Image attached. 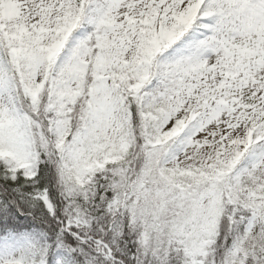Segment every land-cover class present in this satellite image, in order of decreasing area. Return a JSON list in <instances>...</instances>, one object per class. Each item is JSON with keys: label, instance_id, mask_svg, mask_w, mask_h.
<instances>
[{"label": "snow or ice", "instance_id": "6c2138e0", "mask_svg": "<svg viewBox=\"0 0 264 264\" xmlns=\"http://www.w3.org/2000/svg\"><path fill=\"white\" fill-rule=\"evenodd\" d=\"M0 184L47 264H129L92 203L158 264H264V0H0Z\"/></svg>", "mask_w": 264, "mask_h": 264}, {"label": "trees", "instance_id": "16d2710c", "mask_svg": "<svg viewBox=\"0 0 264 264\" xmlns=\"http://www.w3.org/2000/svg\"><path fill=\"white\" fill-rule=\"evenodd\" d=\"M89 32L91 28L86 26L83 27ZM26 195V193H24ZM13 201H19L20 203H25L20 194L13 191L12 187H8L7 189L4 185L0 184V205L6 204ZM88 203V201H86ZM19 209V203L14 205ZM25 207L27 204L25 203ZM86 213L89 214V219L92 221L90 227L95 236H99V238L104 239L105 241L112 244L117 253H122L123 256L128 258V262L132 261L133 257L144 256V254L137 251V238L135 234L133 235L130 230L125 229L123 234L129 236L128 238H124L123 236H118L111 231L105 232L104 227L106 224H110V217L105 215V210L92 203L89 207L85 209ZM0 220L4 223H7L8 217L3 215V212L0 211ZM33 237L38 240L48 252L52 247V237L51 234L44 229L39 223L33 220L32 216H29L27 213H23L22 215H15L12 218V226L9 227H0V247L4 246L5 238H12V243L18 242L23 237ZM89 247L93 248V251L97 250V247L93 243V237H88ZM76 247V252L74 253L72 249L65 248L66 253V262L67 264H71V262L75 261V264H79V261L76 260L77 255L84 254L85 259L87 260V255L84 253V250L79 246ZM62 248H58L57 251H60ZM1 258V257H0ZM94 258V257H93ZM0 264H11V261L6 262L3 259H0ZM88 264V261H87ZM141 264H158L157 258L153 255L144 256ZM170 264H180L179 259L174 256V258L170 261Z\"/></svg>", "mask_w": 264, "mask_h": 264}, {"label": "rangeland", "instance_id": "374dc122", "mask_svg": "<svg viewBox=\"0 0 264 264\" xmlns=\"http://www.w3.org/2000/svg\"><path fill=\"white\" fill-rule=\"evenodd\" d=\"M88 33L86 28H81L77 31V36H84ZM131 233L137 238V251L143 253V250L140 248V245L138 243V235L135 232ZM124 238H128L129 236L122 235ZM8 242V243H7ZM9 242H11V239H5L4 246L0 247V259L5 260L6 262L11 261H21L22 264H47V260L49 259V256L46 252L47 249L36 239L33 237H23L16 243L15 245H10ZM64 251H67L65 248L60 249L59 252L62 254L57 257V264H66V253ZM218 251H221L218 249ZM144 254V253H143ZM151 255V254H150ZM175 255H173L170 258V261L174 258ZM176 257V256H175ZM178 258V257H177ZM70 264V263H69ZM88 264H91V261L88 260Z\"/></svg>", "mask_w": 264, "mask_h": 264}]
</instances>
